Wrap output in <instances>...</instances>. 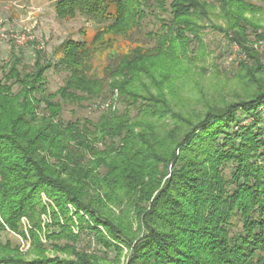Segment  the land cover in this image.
<instances>
[{
    "label": "trees",
    "instance_id": "16d2710c",
    "mask_svg": "<svg viewBox=\"0 0 264 264\" xmlns=\"http://www.w3.org/2000/svg\"><path fill=\"white\" fill-rule=\"evenodd\" d=\"M251 11L262 8L246 0H56L60 20L82 15L99 26L90 41L54 49L68 72L55 92L47 90L55 65L43 51L32 71L14 56L0 79V264H121L125 249L126 264H264V66L246 46L250 35L264 40V26ZM152 14L161 27L149 33L155 47L145 48L133 40ZM207 23L254 62L242 65V94L184 114L176 83ZM107 50L119 61L99 76L93 58ZM165 51L176 65L163 71ZM115 91L123 112L63 120L65 103ZM22 218L29 257L3 240L6 232L27 237ZM85 232L115 258L78 251Z\"/></svg>",
    "mask_w": 264,
    "mask_h": 264
},
{
    "label": "rangeland",
    "instance_id": "374dc122",
    "mask_svg": "<svg viewBox=\"0 0 264 264\" xmlns=\"http://www.w3.org/2000/svg\"><path fill=\"white\" fill-rule=\"evenodd\" d=\"M172 1V0H170ZM255 3L262 8V11L247 12V17L264 26V1L246 0ZM153 12V11H151ZM162 17H168V13H162ZM219 25H224L223 20L216 21ZM99 25L85 16L79 15L72 20H60L56 12V0H0V30L15 35L12 42H5L0 39V79L9 70L10 63L14 56L22 58L21 68L24 71H32L36 59V52L43 51L46 54V61L55 65L48 71L49 93L55 92L64 86L68 72L58 65V58L54 54V49L67 39L82 41L91 40ZM161 27V21L156 20L154 14L150 15L143 23L142 29L135 32L133 41H138L145 48L155 47V39L149 33L156 32ZM261 31H259V34ZM191 38V35H187ZM256 34L249 36L247 47L252 49L260 58L264 66V40H257ZM200 37L202 43L192 41V48L188 50L187 59L183 60L181 66L180 80L176 83V93L178 96V107L182 113H192L194 108L204 110L203 107L208 103L223 102L224 99L232 101L233 96L242 94L246 90V85L242 77V65H252L254 60L249 57L248 51L242 45L234 42L224 33L217 30L212 25L205 24ZM120 50L124 49L119 45ZM116 50H107L102 54H97L93 58V71L99 76L104 75L107 66L118 64L119 55ZM170 51H165L159 57L161 66L166 71L167 68L175 66V56ZM188 71L187 73H184ZM161 78L159 73H156ZM172 79V78H171ZM170 80V79H169ZM168 83H165L164 90L167 92ZM151 85V83H150ZM18 91V86L14 87ZM156 90L153 88V92ZM169 97L172 98L173 97ZM174 97V100H175ZM171 100V99H170ZM200 102V103H199ZM109 105V107H107ZM113 108L114 110L124 111V106L119 102L117 91L108 93L89 102L82 104H64L62 118L64 121L70 120H89L97 122L103 111ZM136 114L132 110V116ZM264 115V114H263ZM251 119H245L243 124H249ZM231 166L225 168L227 179L230 178ZM72 209V208H71ZM44 222H47V218ZM22 224L27 237H21L10 232L3 234V240H11L19 245L22 254L27 255L30 249V238L27 233L29 224L26 218H22ZM240 226L237 228L239 229ZM75 232L78 230L75 227ZM43 242L46 238L43 236ZM78 251L91 252L100 256H106L109 260L115 258V250L106 251L97 245L91 232L81 235L76 245ZM121 259V264H126L125 254ZM50 256H54L50 253ZM62 257L65 255H61ZM29 257V255H27Z\"/></svg>",
    "mask_w": 264,
    "mask_h": 264
},
{
    "label": "built area",
    "instance_id": "2783aa9c",
    "mask_svg": "<svg viewBox=\"0 0 264 264\" xmlns=\"http://www.w3.org/2000/svg\"><path fill=\"white\" fill-rule=\"evenodd\" d=\"M16 38L15 35H9L8 33L4 32L3 30H0V39L5 42H12ZM109 107V105H107Z\"/></svg>",
    "mask_w": 264,
    "mask_h": 264
}]
</instances>
